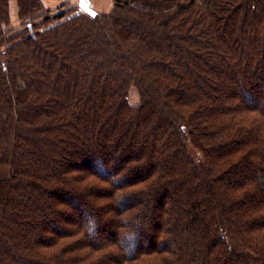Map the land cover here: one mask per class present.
Wrapping results in <instances>:
<instances>
[{"label": "trees", "instance_id": "16d2710c", "mask_svg": "<svg viewBox=\"0 0 264 264\" xmlns=\"http://www.w3.org/2000/svg\"><path fill=\"white\" fill-rule=\"evenodd\" d=\"M12 1L0 264H264V0Z\"/></svg>", "mask_w": 264, "mask_h": 264}, {"label": "crops", "instance_id": "0c3cea01", "mask_svg": "<svg viewBox=\"0 0 264 264\" xmlns=\"http://www.w3.org/2000/svg\"><path fill=\"white\" fill-rule=\"evenodd\" d=\"M92 8L97 13H107L114 7V0H89ZM45 9L51 10L55 13L66 11L68 9L79 7V0H44ZM80 8V7H79ZM81 9V8H80ZM11 27H21V20L19 18V7L16 0L10 4Z\"/></svg>", "mask_w": 264, "mask_h": 264}, {"label": "rangeland", "instance_id": "374dc122", "mask_svg": "<svg viewBox=\"0 0 264 264\" xmlns=\"http://www.w3.org/2000/svg\"><path fill=\"white\" fill-rule=\"evenodd\" d=\"M76 8L78 9V10H77V13H81V12H83V10L80 9L78 6H77ZM112 9H113V8H112ZM112 9H111V10H112ZM111 10H110V11H111ZM110 11H109V12H110ZM109 12H107V13H109ZM23 28H24V23H23V21H21V27L16 28V29H15V32L18 31V30H22ZM129 99H130V103H131L132 105H138V104H139V102H140V98H139L138 91H137L135 88H133V89L131 90Z\"/></svg>", "mask_w": 264, "mask_h": 264}, {"label": "water", "instance_id": "95a60500", "mask_svg": "<svg viewBox=\"0 0 264 264\" xmlns=\"http://www.w3.org/2000/svg\"><path fill=\"white\" fill-rule=\"evenodd\" d=\"M79 7L84 13H87L91 16H95L97 14V12L92 8L91 2L89 0H79ZM93 13H95V15H93Z\"/></svg>", "mask_w": 264, "mask_h": 264}, {"label": "snow or ice", "instance_id": "6c2138e0", "mask_svg": "<svg viewBox=\"0 0 264 264\" xmlns=\"http://www.w3.org/2000/svg\"><path fill=\"white\" fill-rule=\"evenodd\" d=\"M93 15H95V13H93Z\"/></svg>", "mask_w": 264, "mask_h": 264}]
</instances>
